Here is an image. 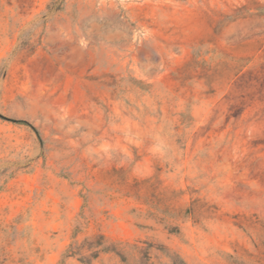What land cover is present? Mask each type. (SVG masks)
<instances>
[{"label":"rangeland","instance_id":"374dc122","mask_svg":"<svg viewBox=\"0 0 264 264\" xmlns=\"http://www.w3.org/2000/svg\"><path fill=\"white\" fill-rule=\"evenodd\" d=\"M0 264H264V0H0Z\"/></svg>","mask_w":264,"mask_h":264},{"label":"trees","instance_id":"16d2710c","mask_svg":"<svg viewBox=\"0 0 264 264\" xmlns=\"http://www.w3.org/2000/svg\"><path fill=\"white\" fill-rule=\"evenodd\" d=\"M14 123H16V124H20V125H26V126H31V124H29L27 121H25V120H12ZM36 132H38V130L35 128V127H33V126H31Z\"/></svg>","mask_w":264,"mask_h":264}]
</instances>
